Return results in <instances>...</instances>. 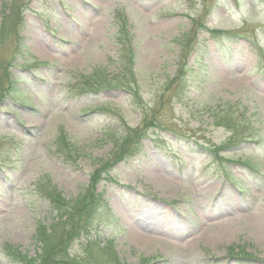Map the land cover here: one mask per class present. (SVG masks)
I'll list each match as a JSON object with an SVG mask.
<instances>
[{"label": "rangeland", "instance_id": "rangeland-1", "mask_svg": "<svg viewBox=\"0 0 264 264\" xmlns=\"http://www.w3.org/2000/svg\"><path fill=\"white\" fill-rule=\"evenodd\" d=\"M45 249L264 264V0H0V264Z\"/></svg>", "mask_w": 264, "mask_h": 264}, {"label": "trees", "instance_id": "trees-1", "mask_svg": "<svg viewBox=\"0 0 264 264\" xmlns=\"http://www.w3.org/2000/svg\"><path fill=\"white\" fill-rule=\"evenodd\" d=\"M136 144H134V146H135ZM133 146V147H134ZM87 191H90L91 192V195L96 199V197L94 196V194H96L95 193V190H94V187H91L90 189H88ZM97 195V194H96ZM98 196V195H97ZM100 194H99V196H98V198H97V201H94L93 202V204H91V205H87V209L85 210V212H84V214L82 215L83 217H89V218H86L85 217V219L87 220V222H86V224H84V225H82V226H80V228L78 229V231H77V235L78 234H80V235H84L85 237H86V239L87 240H90L89 242L91 243V246L92 247H94L93 245L96 243V242H94V241H92L91 239H90V237H89V235H88V233L89 232H92V231H95V229H94V226H93V223L96 221V216H95V210H96V208H99V202H100ZM93 197H90V199L92 200L93 199ZM62 200H63V198H62ZM99 200V201H98ZM61 205H63V206H65L64 204H61ZM41 228H39L38 229V231L40 230ZM46 231H44L43 230V234H42V236L39 238V240H38V242H40L41 244H44L45 243V240H47L46 239V235L44 234ZM96 232V231H95ZM42 232H39V234H38V237L40 236V234H41ZM76 234V232L74 233V234H72V236L70 237L71 239H72V237H73V235H75ZM71 239L68 241L69 243H70V241H71ZM89 243V244H90ZM88 244V243H87ZM93 244V245H92ZM96 245V244H95ZM97 247L99 246V245H96ZM43 248V246H41V249ZM99 249V254H100V259L101 258H104V257H108L109 256V260L111 261V257H110V255H114V253H113V250H112V248H111V246L109 245V240L107 241V242H105V243H103V246H101V247H98ZM44 256L45 257H43L42 259H43V262L45 261V260H49L48 262L49 263H47V264H57L60 260H59V258H60V256H55L54 257V251H52L51 253H50V255L48 256V254H47V250L45 249V254H44ZM67 257V256H66ZM47 258V259H46ZM65 260H66V262L68 261V259L67 258H65ZM102 260V259H101ZM104 261V260H103ZM67 264V263H66ZM68 264H72L71 262H70V260H69V262H68ZM103 264H108L107 263V261H104V263Z\"/></svg>", "mask_w": 264, "mask_h": 264}, {"label": "bare ground", "instance_id": "bare-ground-1", "mask_svg": "<svg viewBox=\"0 0 264 264\" xmlns=\"http://www.w3.org/2000/svg\"><path fill=\"white\" fill-rule=\"evenodd\" d=\"M37 51H38L39 53H42V54L48 52V50H47V49L44 50V48H43L42 46H39V48L37 49ZM138 231H139V235H140V237H144V235H146L147 233L152 234V232H149L148 230L143 229V228H139ZM153 233L157 234L156 231H153ZM152 240H153V239H152Z\"/></svg>", "mask_w": 264, "mask_h": 264}]
</instances>
